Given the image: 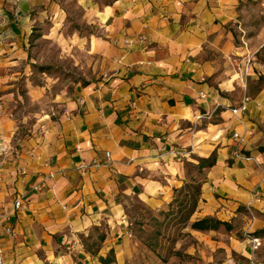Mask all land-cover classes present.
<instances>
[{
    "label": "crops",
    "instance_id": "obj_1",
    "mask_svg": "<svg viewBox=\"0 0 264 264\" xmlns=\"http://www.w3.org/2000/svg\"><path fill=\"white\" fill-rule=\"evenodd\" d=\"M238 2L0 0L2 97L25 81L29 33L45 20L54 30L69 20L82 26L69 40L88 74L51 100L28 141L10 145L0 169L6 264L140 261L148 249L133 233V206L158 216L193 179L198 199L184 232L198 243L184 253L199 264H258L236 232L246 233L249 202L251 230L264 228V29L250 39L255 48L234 51L247 75L239 83L221 67L231 57L222 41L232 45L223 26ZM14 134L1 115L0 139ZM18 197L23 207L14 211ZM203 219L227 227L192 228Z\"/></svg>",
    "mask_w": 264,
    "mask_h": 264
},
{
    "label": "rangeland",
    "instance_id": "obj_2",
    "mask_svg": "<svg viewBox=\"0 0 264 264\" xmlns=\"http://www.w3.org/2000/svg\"><path fill=\"white\" fill-rule=\"evenodd\" d=\"M72 14L75 17L79 10L76 9ZM53 27L50 21L45 20V24L31 28L27 54L23 60L25 81L11 89L9 100L2 97L3 91H0V98L3 100L2 115L6 114L12 120L15 129V134L8 143L12 147L28 141L35 134V130L39 129L38 115L51 110V100L64 90V86L84 83L88 77L87 71L81 66L86 60L83 53L74 41L69 40L71 33L82 26L74 20H69L57 25L55 30ZM223 29L231 34L232 45L228 46L227 41H222V51L231 57H225V66L223 63L221 67L230 69L233 72L232 76L236 75V80L242 83L247 75L242 71V77L239 76L238 59L241 56L234 54V51L241 47L252 50L257 46V42L250 39L264 29V0H239L233 21L223 26ZM244 64H249V61ZM224 75L228 76L226 73ZM198 187L199 182L193 179L175 194V200L169 210L159 213L158 216L141 205L133 206V233L148 251L144 255L142 253L140 261L135 260L128 264L201 262L200 257L184 253L186 248L198 243L193 236L184 232L197 203ZM248 204L244 207V214L247 217L246 233L238 231L236 234L239 237H243L244 234L248 240L256 239L255 243H250L253 248L252 257L258 264H264V228L256 230L254 227L251 230L255 221V211L252 202ZM208 226L212 228L214 224L208 223Z\"/></svg>",
    "mask_w": 264,
    "mask_h": 264
},
{
    "label": "built area",
    "instance_id": "obj_3",
    "mask_svg": "<svg viewBox=\"0 0 264 264\" xmlns=\"http://www.w3.org/2000/svg\"><path fill=\"white\" fill-rule=\"evenodd\" d=\"M143 40H144L143 37L139 38V41H143ZM258 68L264 72V65L263 64H259ZM200 96L205 97V94L203 92H200ZM238 110L239 109H232L231 110L232 115H236ZM2 112H3V102L0 98V117L2 115ZM201 118H202L201 116L197 117V119H201ZM233 138L237 141L238 145L242 144L243 139H242L241 134L239 132H237V131L233 132ZM10 151H11L10 145L8 143H6L5 141H3V139H0V155L2 156V160L0 162V169L4 166L5 158L10 154ZM92 166L98 167L99 165L94 163ZM1 181H2V175L0 174V182ZM41 187H42L41 184H36L32 187V190L38 191L41 189ZM255 197H256V193H253L252 199H255ZM248 205H250V204H248ZM22 207H23L22 198L21 197L16 198L12 203L13 210L19 211L22 209ZM2 217H4V216L0 215V222H1ZM0 240H1V223H0ZM249 242L255 243L256 239H250ZM0 264H6L5 254H4V250L2 247L1 241H0ZM250 264H255V263L251 262Z\"/></svg>",
    "mask_w": 264,
    "mask_h": 264
},
{
    "label": "trees",
    "instance_id": "obj_4",
    "mask_svg": "<svg viewBox=\"0 0 264 264\" xmlns=\"http://www.w3.org/2000/svg\"><path fill=\"white\" fill-rule=\"evenodd\" d=\"M208 223H213L214 224V227H212V228H217V226H219V225H224L225 227H227V225L224 224V223L213 221L211 219H203L201 221L193 223L192 224V228L201 229V230H204V229H207V228H211V227L208 226Z\"/></svg>",
    "mask_w": 264,
    "mask_h": 264
}]
</instances>
